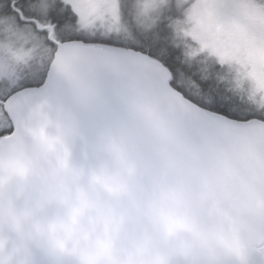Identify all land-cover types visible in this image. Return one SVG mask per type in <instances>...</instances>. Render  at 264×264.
I'll return each mask as SVG.
<instances>
[{"label": "water", "instance_id": "obj_1", "mask_svg": "<svg viewBox=\"0 0 264 264\" xmlns=\"http://www.w3.org/2000/svg\"><path fill=\"white\" fill-rule=\"evenodd\" d=\"M122 55L65 53L55 92L10 102L0 264H264V125L210 135L159 63Z\"/></svg>", "mask_w": 264, "mask_h": 264}, {"label": "rangeland", "instance_id": "obj_2", "mask_svg": "<svg viewBox=\"0 0 264 264\" xmlns=\"http://www.w3.org/2000/svg\"><path fill=\"white\" fill-rule=\"evenodd\" d=\"M60 1L75 12L73 23L63 21L58 0H24L26 11L37 22L4 13L5 2L0 0V89L7 90L19 78L48 63L47 39L38 24L43 25L51 14L64 28H84L90 34H111L114 41H127L134 32L146 34L158 29V21L178 8L175 30L180 36H187L195 52L202 54L197 59L203 62L197 63L192 74L198 75L200 81L216 84L212 89H221L217 87L222 86L220 82L232 79L244 93L262 88L257 66L264 62V0H179L187 2L181 8L178 1L172 0ZM117 4L119 11L115 10ZM132 6L129 13L127 8ZM53 35L54 40L60 31ZM242 62L248 63L250 69H245ZM215 63L223 68L214 69Z\"/></svg>", "mask_w": 264, "mask_h": 264}, {"label": "snow or ice", "instance_id": "obj_3", "mask_svg": "<svg viewBox=\"0 0 264 264\" xmlns=\"http://www.w3.org/2000/svg\"><path fill=\"white\" fill-rule=\"evenodd\" d=\"M119 11V5H115ZM75 18V14H74ZM59 30L60 35L54 40L46 41L50 56L46 65H42L33 72L19 78L16 83L7 90L0 89V139L11 137L17 131L18 112L10 107V102L16 97H23L25 93H37L47 95L55 92L59 87L57 66L62 63L65 53H71L74 58L86 60L94 68L100 69L106 59L120 62H129L124 53L136 58L131 62H141L140 58L148 61L155 60L167 73L166 85L178 94L196 111L198 119L206 127L208 133L223 131L233 127H242L252 123L264 125V109L257 112L254 109L243 110L231 97L220 90H213L206 85L201 86L198 96L185 92L183 87L176 82L171 67L163 60L157 58L151 52H144L143 46H120L114 41L111 34L101 36L97 33H89L84 28L67 29L61 24L54 26V31ZM107 104L119 103V81L105 84L101 88ZM108 113L101 111L100 118Z\"/></svg>", "mask_w": 264, "mask_h": 264}, {"label": "trees", "instance_id": "obj_4", "mask_svg": "<svg viewBox=\"0 0 264 264\" xmlns=\"http://www.w3.org/2000/svg\"><path fill=\"white\" fill-rule=\"evenodd\" d=\"M5 2L4 13H13L20 20L23 21L25 18H31L30 21H38L34 15L28 13L26 11V5L24 0H2ZM59 1V6L57 9H60L64 14V20H68L71 23L75 21L76 14L68 5L63 1ZM178 1L179 0H172ZM175 2V4H176ZM179 7L186 6V3L179 2ZM75 14V18H74ZM179 15L178 11H172L170 14L162 17L161 20L158 21V29H152V31L146 34V38L144 41L143 51L151 52L158 60H163L166 62L172 69V73L175 76L176 82L180 84L185 92H189L193 96H197L194 88L201 89L202 85H206L207 87H212L213 82H203L198 79V75L192 74V69L197 68L198 65H201L202 60L197 59V55L202 56V54L196 53L195 48L191 47V42L188 40L187 36H180V32L175 30L173 23L178 20L176 19ZM56 24H61L60 21L56 20L55 15L51 14L48 17V20L43 22V25H40V32H42L47 39L50 41V38H53V34L57 33L58 30L54 31V26ZM73 26V25H72ZM177 29V28H176ZM50 34V37H49ZM207 51V50H206ZM197 59V60H196ZM214 69H222L223 67L219 65V63L213 64ZM225 82V81H223ZM220 82L222 86H218L221 89L214 88L213 90H220L226 93L229 97L234 99V101L245 111L248 109H254L259 112L261 109H264V98L259 94L258 91H251L250 93H244L239 89L236 85V81L232 79L231 82ZM254 94H253V93ZM258 93V94H257ZM260 250L264 254V244L261 245Z\"/></svg>", "mask_w": 264, "mask_h": 264}, {"label": "flooded vegetation", "instance_id": "obj_5", "mask_svg": "<svg viewBox=\"0 0 264 264\" xmlns=\"http://www.w3.org/2000/svg\"><path fill=\"white\" fill-rule=\"evenodd\" d=\"M132 9H133V6L130 7L129 9L127 8V11L130 13ZM119 10H120V6H119ZM146 34H140V33L134 32L132 37L130 39H128L127 41H116V42H118V44H121V45H137V46H141V45H144L146 43V42L144 43L145 38H146ZM242 50L244 51V47L242 48ZM219 65H220V63H219ZM243 66L245 67V69H250V67H249L250 65L248 63H243ZM257 67H258V72L260 73L261 79H262V82H261L262 83V88L261 87L258 88L259 91L251 89L250 91H248V93H250L251 91H254V92L258 91V92H260V93H262L264 95V62H260ZM250 86H251V84H250ZM194 89H195L196 95L198 96L200 94V92H201V89H199L197 87L194 88Z\"/></svg>", "mask_w": 264, "mask_h": 264}, {"label": "clouds", "instance_id": "obj_6", "mask_svg": "<svg viewBox=\"0 0 264 264\" xmlns=\"http://www.w3.org/2000/svg\"><path fill=\"white\" fill-rule=\"evenodd\" d=\"M72 98L74 101L82 105H87V103L89 102V97L82 93L78 87H74L72 89Z\"/></svg>", "mask_w": 264, "mask_h": 264}]
</instances>
